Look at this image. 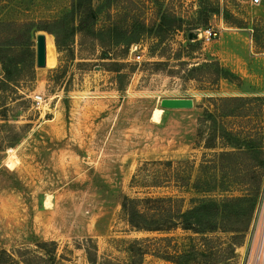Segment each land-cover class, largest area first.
<instances>
[{
  "label": "rangeland",
  "instance_id": "obj_1",
  "mask_svg": "<svg viewBox=\"0 0 264 264\" xmlns=\"http://www.w3.org/2000/svg\"><path fill=\"white\" fill-rule=\"evenodd\" d=\"M0 23V45L28 27L48 30L35 34V82L0 98V250L53 241L62 264H138L143 252L142 264H173L160 257L182 254L194 236L133 231L123 197L176 196L188 209L245 198L262 182L228 264H264V0H0ZM202 29L215 39L204 44ZM162 99L193 108L163 111ZM156 161L186 163L178 170L190 187L133 186Z\"/></svg>",
  "mask_w": 264,
  "mask_h": 264
},
{
  "label": "trees",
  "instance_id": "obj_2",
  "mask_svg": "<svg viewBox=\"0 0 264 264\" xmlns=\"http://www.w3.org/2000/svg\"><path fill=\"white\" fill-rule=\"evenodd\" d=\"M75 6L73 7V9ZM80 11V10H79ZM87 18L94 22L96 14L91 8L86 10ZM2 26V23H0ZM48 33L44 27H28L24 31L15 32L12 44L0 45V98H7L11 86L32 85L35 82V50L34 41L36 32ZM134 40H128L131 44ZM46 47L50 50L53 45L50 38L46 37ZM105 58V54H103ZM20 86V87H21ZM5 117V115H3ZM155 122H158L155 120ZM244 152H221L215 154L217 158H231L243 155ZM186 168V163L171 161L146 162L142 164L133 175L131 183H141L138 186L143 188H160L163 185H172L174 189H186L190 187L189 174L182 173L180 167ZM261 185L252 186L247 190L248 196L255 197L254 201L249 200L252 206L246 215L242 214L238 205L245 202L246 198L229 197L224 198L220 203L199 204L188 209L184 208V199L176 196L129 198L123 197L120 207L121 213L125 215L129 227L135 232L146 233H168L176 228L189 232L194 237H189L193 244L179 254L175 250L160 257L173 264H199L197 262L196 242L203 247L205 255L200 256L204 263L217 264L215 257L220 253L222 261L228 264L236 258L235 248L240 246V241L249 231L257 203H255L261 192ZM193 189H200V186H192ZM256 204V205H255ZM225 235L224 239L217 236ZM147 239L145 240V242ZM137 242V241H135ZM219 245V251L215 250ZM214 245V246H213ZM225 247H221V246ZM36 250L16 251L13 254L0 250V264H62L57 259V244L53 241L38 242ZM168 250L170 248L168 247ZM171 251V250H170ZM143 252L140 255L139 263L142 264ZM213 262V263H212Z\"/></svg>",
  "mask_w": 264,
  "mask_h": 264
},
{
  "label": "built area",
  "instance_id": "obj_3",
  "mask_svg": "<svg viewBox=\"0 0 264 264\" xmlns=\"http://www.w3.org/2000/svg\"><path fill=\"white\" fill-rule=\"evenodd\" d=\"M245 1L249 2V4L252 5V6H259L261 4V2H262V0H245ZM200 33L201 34L198 35V38H200V40L203 41L204 44H208V43L212 42L215 39V37H216L215 33L212 30H210V29H202L200 31ZM136 59L139 60L140 56L136 55ZM41 102H42L41 97L35 96L33 98V103H34V105L37 108L40 107ZM261 191H262V189H261ZM257 209H258V207H256V210H255L254 214L257 213ZM252 223H253V221H252ZM261 238H262V243H263L264 234L262 235ZM262 255L263 254H262V251L260 249L259 252H258V256L261 257Z\"/></svg>",
  "mask_w": 264,
  "mask_h": 264
},
{
  "label": "water",
  "instance_id": "obj_4",
  "mask_svg": "<svg viewBox=\"0 0 264 264\" xmlns=\"http://www.w3.org/2000/svg\"><path fill=\"white\" fill-rule=\"evenodd\" d=\"M41 52H43L42 49ZM159 107L163 111L190 110L193 108V100L192 99H162L159 102Z\"/></svg>",
  "mask_w": 264,
  "mask_h": 264
}]
</instances>
